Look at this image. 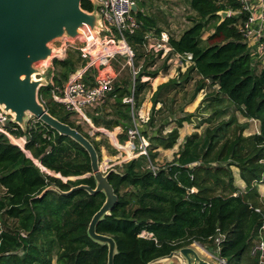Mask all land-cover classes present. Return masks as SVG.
<instances>
[{
  "label": "trees",
  "instance_id": "16d2710c",
  "mask_svg": "<svg viewBox=\"0 0 264 264\" xmlns=\"http://www.w3.org/2000/svg\"><path fill=\"white\" fill-rule=\"evenodd\" d=\"M82 7L93 8L89 0H83ZM190 7L198 19L192 18V24L178 37L171 35L169 43L174 52L192 53V64L185 72L179 71L177 77L158 86L152 96L153 113L143 126L138 124L136 109L143 103L141 96L150 86V80L142 81V78L158 74L149 68L156 64L161 53L141 50L145 35L154 24L140 11H133L140 28L134 34L127 33L126 38L138 69L134 83L116 82L109 94L114 99L109 114L115 117L105 121L106 127L112 130L122 125L125 134L120 142H125L128 131L137 126L150 143L172 148L179 138V127L188 116L179 119L178 126L167 135L161 134V130L151 133L148 127L155 126L154 112L157 104L164 102L163 93L187 83L192 78L189 73L196 72L203 79L198 89L204 88L207 82L218 87L208 107L214 109L213 115L223 112L215 102L220 104L224 96L244 117L259 120L260 130L227 141L217 151L223 134L236 121L234 117L209 128L203 138L198 134L188 137L173 161L156 171L140 170L139 165L147 157L140 155L123 163L122 172L118 169L111 172L109 181L118 201L111 213L98 222L96 231L114 238V264H147L194 242L211 244L219 233L225 238L218 252L227 259V264L259 261L260 252L251 255V251L264 220V212L256 210L263 203L255 185L264 177L261 161L264 159V67L257 69L256 62L260 59L253 56L239 29L247 14L241 11L237 0H190ZM220 10L232 12L221 23ZM212 22L214 31L204 39L206 28ZM160 32L156 28V34ZM123 48L124 43L119 49ZM144 57V64H140ZM55 64L62 67L61 81L67 80L75 70L71 55L64 60L56 59ZM61 81L57 83L62 85ZM45 88L51 85L41 87L40 96ZM126 96H133L134 103H125ZM45 106L54 117L87 136L100 155L98 143L80 125L70 121L65 111L60 117L48 103ZM92 120L100 126L99 117ZM33 121L28 122L25 131L17 125L16 131L18 135H26L25 149L31 152V157L0 132V222L2 217L14 220V226L0 228V264H109L108 244L92 238L88 231L92 217L106 200L105 193L90 194L84 189L68 193L80 184L96 187L93 175L68 179L92 172L88 152L71 137L39 120ZM247 126L241 124L242 129ZM16 142L23 144L24 138ZM245 143H250V149H246ZM150 156L155 159L157 153L150 151ZM215 158L232 161L227 163L229 167H212L208 163ZM194 162L199 164L189 166ZM232 165L240 169L241 178L247 184L246 193L233 187ZM223 171L230 174L229 180L218 176ZM211 179L214 183L208 184ZM218 186L222 187V193L215 192ZM127 187L131 190H124ZM193 187L198 190L191 191ZM144 231L150 235L144 236Z\"/></svg>",
  "mask_w": 264,
  "mask_h": 264
},
{
  "label": "rangeland",
  "instance_id": "374dc122",
  "mask_svg": "<svg viewBox=\"0 0 264 264\" xmlns=\"http://www.w3.org/2000/svg\"><path fill=\"white\" fill-rule=\"evenodd\" d=\"M192 18L198 19V16L188 9L182 10V16H181L180 23L176 24V26H174V30L172 29L170 30V32H172V34L174 35H178L177 34L178 29H183L186 26L189 27L192 24V21H193ZM213 25H214V22L210 23L207 26L206 31L203 35L204 39H206L212 33L211 30L213 29ZM96 31L98 32L99 28H97ZM85 32H86V29H83L81 39H77L75 41L69 38H62V39H56L53 42H51V46L57 50H61L62 48H65L66 44L69 43V40L75 44L74 47L72 46L66 49V58L69 55H71V59H73L74 66H75L74 71L83 69L84 67H86L87 62H88L83 56L82 51L77 48V46L83 43V33ZM95 35L96 36L99 35V39L95 38L93 41L95 43L93 54L98 55L100 52L103 53L104 50L106 49L108 50V46H106L105 44L100 45V42H102L103 40V36H104L103 33L98 32V34L95 33ZM120 50L123 51L125 50V48L120 49ZM141 50L143 52L144 51L147 52V49L144 46L141 48ZM151 53H154V52L151 51ZM56 59L61 60L60 58L56 57L52 60L50 58V61L47 60V61L37 62L35 66L38 69H40L42 72L39 74L35 73L34 77L36 79L44 78L46 79L48 83H50L52 80H54V82L56 83H57V80L61 81L62 67H60L58 64H55ZM145 59H146L145 57L140 59L139 63L144 64ZM110 65L113 66L112 69L115 72L119 73L116 82L125 81L128 83H134V79H135L134 71L138 68L134 66L133 62L129 64L128 59L125 56L119 54L117 55L116 58L112 60V63ZM256 65L258 67L257 69H260L264 66V56H262L261 59L256 62ZM53 66L56 67L57 69L54 73L52 71ZM171 68L173 71V68H174L173 64L170 65L166 62V59L163 60L159 57V59L156 61V64L150 67L149 70L150 71H161L162 70L163 74L170 75ZM178 71L185 72V71H181V67L178 68ZM178 71H175V73H172L171 75L173 77H177ZM97 73L93 69H91L90 72L88 73L87 77L91 76L93 78L91 81L92 83H94L95 76H96V75L93 76V74H97ZM189 74L192 78L187 83L181 84L178 88L172 89V90L170 89L163 93L161 98L164 102L163 103L159 102L156 106V111L154 112V115L156 117L155 126L153 128L148 127V129H149V132L151 133L156 132V130H161V134L167 135V133L172 131L173 128L178 126L179 119H181L182 117H186V116H188L189 119L184 121L183 125L179 127L180 135H179V138L177 139L176 144L172 148L168 149L163 146L157 147L155 143H150V141L148 140L150 143L148 147L149 149L148 155L145 154V156L147 157L144 159V161H142L141 165H139L140 170H145L147 168H151L152 166H155L158 169L160 166L166 165L167 163L173 161L176 155V152H174L175 151L174 149L176 150L180 149L183 146V144H185V141L188 137L193 138L194 134H198L201 138H203V136L207 133L209 128L215 127L219 125L221 122L228 121L229 119L234 118V117L236 118V121L223 134L224 140L222 139L221 143L218 145L217 151H219L221 149V145L227 141H231L235 139L236 137H240V136L241 137L249 136L259 131V121L252 119L248 122H245L246 118H244L239 112H237L235 110V107L231 105L229 101L224 98V96H221L222 101H220V104H217L215 102V105H217L219 109L223 110V112L218 114L217 116L213 115L214 109H209L208 107L210 103L214 101L213 97L217 94L218 87L212 86L209 82H207L204 88L198 89L199 86L203 84V79L200 78V76L196 72L189 73ZM55 77H56V80H55ZM148 78L149 77L145 76L142 78V81ZM169 78L171 77L169 76ZM184 78L182 77L181 79H184ZM149 80H150V86L145 89V91L143 92V95L141 96L143 99V103H142L143 105L141 106V109L145 108L143 106L144 104H146V100H148L149 97L151 98L152 93L154 94V92L157 90V89L155 90V85L157 81L159 80L153 79V78L151 79L149 78ZM61 82L62 84H64L66 80H62ZM42 96L47 101L49 106H51L53 109L56 110L57 115L62 117L63 111L65 110L61 104H58L53 100V94H52L51 88L43 89ZM151 101H152V98H151ZM113 102H114L113 97L108 96L104 104L99 105L97 107H87L88 115H90L92 118H98V117L100 118L101 120L100 126L95 125L92 119H91L92 123H90L86 121L85 119L80 118L78 115H72L66 111L64 115L68 116L70 121L75 122L77 125H80L81 129L98 143L100 147L99 158H100V163L102 165L103 170L108 172L109 170H111V168H114L122 172L124 170L123 163L129 162L132 159H135L136 157L140 156V155L139 156L137 155L140 152V147H139L140 140L138 138L132 139L131 143L134 144V147L132 148V146H129V144H127L129 143V140H130L129 134L125 142H120L121 136L125 134V131L122 125L117 126L112 130L106 127L105 121L110 120L115 117V115L109 114L112 111L111 104ZM149 105H150V108L147 110V112L149 113L148 116H150L153 113V110H152L153 102ZM159 108L160 110L158 111L157 109ZM136 112L138 113L137 109H136ZM31 119L34 120L33 123H35L36 122L35 120H37V118L35 117H32V118L30 117V121ZM137 121L139 125L142 123V126L143 124L147 122V121L142 122L139 118L137 119ZM241 124H247L249 126H247L245 129H242ZM107 131L109 132L116 131V133H114V137L116 136L117 138H115V140L111 139ZM118 146L120 147V149L118 148ZM245 146H246V149H250V143L249 144L245 143ZM150 151L151 153H157V156L155 157V159L152 156L149 157ZM217 151L215 152V154H213L214 157H216ZM27 153L28 155L32 156L31 152L27 151ZM231 161L232 160L222 162V160L215 158L214 160H210L208 164L212 167H216L218 165L229 167L227 163ZM261 161L264 162V159H262ZM230 169H232L231 174L233 177L232 179H234L233 187H237L239 189L238 192L242 191L243 193H246L247 184L244 181V179L241 178L240 169L236 167L235 165H232ZM218 176L221 177V179H224L225 181L230 179V174H228L225 171L218 174ZM209 181L210 182H208V184L214 183V179H211ZM243 182L245 186L240 187V185H242ZM255 185L259 193V199L263 203L261 207H257V208H259L262 212H264V191L263 192L260 191V186L264 185V177L261 180L256 181ZM195 189L198 190L197 188ZM124 190L129 191L131 190V188L127 187ZM215 192L222 193L223 192L222 187L221 186L216 187ZM6 225L14 226V220L6 219L2 217V220L0 222V228H5ZM197 243L198 242H194L189 246H193V244H197ZM203 246H205L206 249L210 251L212 250L215 256L212 258L213 264L217 262L218 251H217L216 243L212 242L211 244L208 243ZM249 254L250 253H248V255ZM251 255H257V254L253 253ZM246 259L248 258L246 257ZM247 263H251V261H248ZM259 263H260V260L256 264H259Z\"/></svg>",
  "mask_w": 264,
  "mask_h": 264
},
{
  "label": "water",
  "instance_id": "95a60500",
  "mask_svg": "<svg viewBox=\"0 0 264 264\" xmlns=\"http://www.w3.org/2000/svg\"><path fill=\"white\" fill-rule=\"evenodd\" d=\"M82 1L0 0V107L10 113V120L24 131L30 117H35L60 134L71 137L88 152L92 172L68 179L93 175L96 187L80 184L68 193L78 189L87 190L90 194L105 193L106 200L92 217L88 231L92 238L108 244V263L114 264L116 242L113 237L98 233L96 227L104 215L111 213L118 201V195L109 181L110 173L116 169L111 168L108 172L103 170L99 153L92 141L48 111L40 101L39 90L49 83L44 78L34 77L35 73L42 72L35 66L37 62L50 61V58L52 60L62 53V50L52 47L51 42L62 38L74 41L81 39L82 30L88 28L98 34L96 29L101 27L97 12L99 2L93 0L92 10H87L82 7ZM135 10L136 4L133 5ZM218 14L221 23L230 15V11L220 10ZM164 261H169L168 264H211L200 256L194 246L182 247L147 264Z\"/></svg>",
  "mask_w": 264,
  "mask_h": 264
},
{
  "label": "built area",
  "instance_id": "2783aa9c",
  "mask_svg": "<svg viewBox=\"0 0 264 264\" xmlns=\"http://www.w3.org/2000/svg\"><path fill=\"white\" fill-rule=\"evenodd\" d=\"M92 3L93 0H89ZM97 12L100 15L101 27L99 33H103V40L100 45L105 44L108 46V50H104L103 53L98 55L93 54L95 38L99 39V35L88 28L83 33V43L77 46L82 51L83 56L88 61L86 67L78 71H73L66 82L62 85L52 80L49 84L51 85V91L53 94V100L61 104L66 112L72 115H78L80 118L89 121L86 117L87 107H95L105 103L109 94L113 91L118 75V72L110 71L107 69L111 61L117 57V55H123L128 59V63L133 62L135 56L134 51L127 41L126 35L134 34L137 29L140 28V22L133 14V5L135 0H97ZM241 4V11L247 14V17L239 24V29L247 41L250 51L256 59H260L264 56V0H237ZM231 14V12H230ZM144 46L147 51H154L161 53V57H169L168 62L175 65V69L181 67V71H185L191 64L193 55L192 53H179L174 52L171 47L170 35L166 31H162L159 34L149 31L145 35ZM125 44V50H120L119 47ZM256 44L257 48L254 49L252 46ZM74 47L75 44L69 40L65 48H62V53L57 57L61 60L66 58V49ZM97 69L98 73L95 76L94 83L86 76L91 69ZM52 68V67H51ZM56 67L53 66V73L56 71ZM137 71H134L136 74ZM54 76V75H52ZM40 101L45 105L47 101L40 96ZM125 103H134L133 96L124 97ZM12 115L5 112L0 107V132L5 134L9 140L18 145L24 151L27 143L26 135H18L16 131L19 129L18 124L13 123L10 118ZM32 118V117H31ZM38 120V119H37ZM132 148L134 144L131 143L132 139L138 138L140 140V152L139 155H148L149 141L148 139L140 134L137 126L131 128L128 131ZM24 138L23 144L16 142L17 139ZM136 156V155H135ZM137 158V157H136ZM199 162L189 164L193 166ZM152 170L156 171V167L152 166ZM191 191H196L195 187ZM257 211L261 212L259 208ZM144 236L150 235L147 232L142 233ZM225 235L219 233L215 238L214 242L217 245V251L220 249V244L224 240ZM257 244L254 249V253L260 252V263L264 264V220L259 228V237L256 240ZM216 264H227V259L220 256L218 252Z\"/></svg>",
  "mask_w": 264,
  "mask_h": 264
},
{
  "label": "crops",
  "instance_id": "0c3cea01",
  "mask_svg": "<svg viewBox=\"0 0 264 264\" xmlns=\"http://www.w3.org/2000/svg\"><path fill=\"white\" fill-rule=\"evenodd\" d=\"M135 4H136V10L135 11H140V13L143 16L147 17L149 19V21H151L154 24V27H151V29H149L147 32L152 31V32L156 33V28H160L161 32L162 31H166V32L169 33L170 36L174 35V34H172V32H170V30H172V29L174 30V26H176V24H179L180 21H181L182 10L188 9L191 12H193L191 7H190V0H135ZM166 25H168V26H166ZM187 27L188 26H186L183 29H178V31H177L178 35H174V36L178 37ZM211 31L213 32L214 29H212ZM252 48L256 49L257 45L254 44L252 46ZM160 58L163 59V60L166 59V62L168 64H170V65L173 64V63L168 62V58L169 57L168 58L167 57L163 58V57H161V54H160ZM111 63H112V61H111ZM112 68H113V66L109 65L107 69H110V71H114ZM93 70H95L96 73H97V69L94 68ZM175 71H178V69H175V65H174L173 71H172V68H171L170 75L169 74L168 75L171 78H174L171 74L175 73ZM88 73H87V75H88ZM94 75H96V74H93V76ZM168 75L167 74H163V72L161 70V71H158V74L155 77H152L153 79H158L159 80V81H157V83L155 85V90L158 88V86L160 84H162L164 82H167L170 79ZM143 77H145V76H143ZM88 78L91 81L93 79L91 76H88ZM149 78L151 79V77H149ZM148 79H146V80H148ZM146 80H144V81H146ZM152 95H153V93H152ZM152 95H151V98H152ZM151 98L149 97L148 100H146V104H144V106H143V107H145L144 109H141V107H140L139 110L140 109L141 110L140 111L138 110V115H139V118H140L141 121H147L149 119V116H148L149 113L147 112V110L150 108L149 104L152 103ZM95 107H97V106H95ZM87 112H88V109L86 110V113H85L86 117L89 120L88 122L92 123V120H91L92 118L90 117V115H88ZM146 116H148V117H146ZM244 118H246V117H244ZM250 120H252V119L246 118L245 122H248ZM253 120H255V119H253ZM259 130H260V121H259ZM258 132H256V133H258ZM115 133H116V131H115ZM115 138L116 137H114L112 139L115 140ZM118 148L120 149L119 146H118ZM174 150H175L174 152H178L179 149L178 150L174 149ZM244 186H245V184L243 182V184L240 185V187H244ZM260 191H262V192L264 191V185L260 186ZM256 244H257V242L255 241L254 247H253V249L251 251L252 254L254 253V249L256 247ZM203 245L204 244L199 243V242L197 244H193V246L198 251L200 256L203 259H206L207 261H209L211 264H213L212 258L215 257V256H214L212 250L210 251V250L206 249V247L203 246ZM217 255H218V253H217ZM168 262L169 261H164V262H158L156 264H168ZM216 263L217 262H215L214 264H216Z\"/></svg>",
  "mask_w": 264,
  "mask_h": 264
},
{
  "label": "bare ground",
  "instance_id": "6f19581e",
  "mask_svg": "<svg viewBox=\"0 0 264 264\" xmlns=\"http://www.w3.org/2000/svg\"><path fill=\"white\" fill-rule=\"evenodd\" d=\"M107 133L110 135L111 139L114 137V133H115V132H109V131H107ZM115 137H116V136H115ZM116 138H117V137H116ZM127 144H129V146H131L130 143H127Z\"/></svg>",
  "mask_w": 264,
  "mask_h": 264
}]
</instances>
